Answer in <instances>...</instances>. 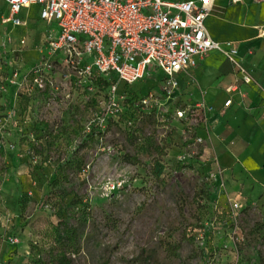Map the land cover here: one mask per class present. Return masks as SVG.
<instances>
[{
    "label": "rangeland",
    "instance_id": "1",
    "mask_svg": "<svg viewBox=\"0 0 264 264\" xmlns=\"http://www.w3.org/2000/svg\"><path fill=\"white\" fill-rule=\"evenodd\" d=\"M6 12L0 0V264H264V210L246 202L236 231L235 200L189 156L182 123L126 108L89 130L106 89L63 68L36 84L37 43L57 24L34 5L9 28Z\"/></svg>",
    "mask_w": 264,
    "mask_h": 264
},
{
    "label": "built area",
    "instance_id": "2",
    "mask_svg": "<svg viewBox=\"0 0 264 264\" xmlns=\"http://www.w3.org/2000/svg\"><path fill=\"white\" fill-rule=\"evenodd\" d=\"M4 1L9 14L3 23L27 25L19 13L35 5L39 6L41 20L48 26L57 24L58 32L49 30L45 46L41 47L42 57L34 67L36 84L43 87L46 74L63 68L73 77L76 88L86 86L96 92L106 89L99 101L101 111L89 123V130L125 115L126 108L142 113L159 111L182 123L186 145L191 150L189 156L200 154L201 158L206 139L198 131L206 129L216 114L225 113L233 104L234 93L243 94L241 84L254 82L252 72L239 57L237 44L216 41L207 32L205 18L217 0ZM241 1L229 0L231 4ZM24 42L22 39L21 44ZM212 51L223 53L234 65L238 77L227 87L230 96L220 111L204 99L194 104L181 99L179 74L195 66V57L204 58ZM158 71L163 77L157 91L148 90L143 96L120 92L121 85L140 83ZM212 162L218 163L217 157ZM222 172L218 168L213 177L225 188L223 177L218 180ZM230 206L237 231L242 205L230 199Z\"/></svg>",
    "mask_w": 264,
    "mask_h": 264
},
{
    "label": "crops",
    "instance_id": "3",
    "mask_svg": "<svg viewBox=\"0 0 264 264\" xmlns=\"http://www.w3.org/2000/svg\"><path fill=\"white\" fill-rule=\"evenodd\" d=\"M3 3L7 16L9 6ZM31 7L19 13L25 23L30 19L22 13ZM205 26L212 39L237 44L239 57L252 71L254 82L241 84L243 94L234 93L233 104L213 122L211 137L202 145L201 162L207 170L222 169L218 176L223 177L235 201L241 205L250 202L264 210V0L236 4L217 0L205 18ZM37 45L41 54L42 46ZM162 77L158 71L141 83L151 84L148 90L158 89ZM237 78L234 65L223 53L212 51L204 58L195 57V66L179 74L181 99L190 104L204 99L220 111L230 96L227 87ZM213 157L218 163H211Z\"/></svg>",
    "mask_w": 264,
    "mask_h": 264
},
{
    "label": "trees",
    "instance_id": "4",
    "mask_svg": "<svg viewBox=\"0 0 264 264\" xmlns=\"http://www.w3.org/2000/svg\"><path fill=\"white\" fill-rule=\"evenodd\" d=\"M104 82V83H103ZM102 83L104 84V85H106L107 84V82H105V81H103ZM135 111H137V110H135ZM125 116H127L126 114H125Z\"/></svg>",
    "mask_w": 264,
    "mask_h": 264
}]
</instances>
